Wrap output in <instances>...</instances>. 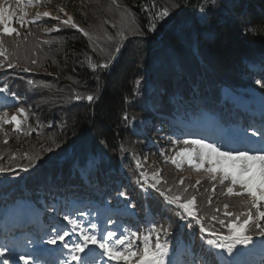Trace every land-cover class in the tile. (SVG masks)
I'll use <instances>...</instances> for the list:
<instances>
[{"label": "trees", "instance_id": "1", "mask_svg": "<svg viewBox=\"0 0 264 264\" xmlns=\"http://www.w3.org/2000/svg\"><path fill=\"white\" fill-rule=\"evenodd\" d=\"M80 3L73 22L89 32L91 41L60 20L44 18L21 32L17 49L21 64L34 70L0 69V87L7 84L16 94L13 103L28 114L19 133L5 125L7 145L0 131V166L9 169L0 173V242L10 234L62 228L68 225L64 215L74 218L82 207L95 218L104 215L126 235L145 233L153 222L167 228L160 238L167 241L174 264H220L219 250L204 239L207 233L179 219L174 206L143 185L140 172L161 169L169 186L179 185L182 177L185 184L200 180L198 191L190 192L196 191L198 203L209 211L236 202L222 195L218 185L213 192L212 183L191 174L187 165L177 170L160 154L172 155L171 141L182 137L178 125H190L204 118L202 113L213 117L220 131H251L264 123V88L256 83L264 76V0H155L156 11L167 8L170 13L157 32H147L148 13L141 8L152 0H117L119 8L112 0ZM133 18L145 35L127 31ZM53 26L60 31H44ZM122 28L123 38L116 35ZM28 31L33 35L24 41ZM110 54L116 59L109 68L93 72L90 65L105 63ZM77 95H93L94 100H76ZM8 111L12 115L15 108ZM25 152L33 157L27 172L21 170L29 164ZM205 223L219 230L210 218ZM262 239L253 236L254 244L244 249V264H264Z\"/></svg>", "mask_w": 264, "mask_h": 264}, {"label": "snow or ice", "instance_id": "2", "mask_svg": "<svg viewBox=\"0 0 264 264\" xmlns=\"http://www.w3.org/2000/svg\"><path fill=\"white\" fill-rule=\"evenodd\" d=\"M42 0H15L13 6L8 0H0V69L20 67L23 72L33 71L27 63L21 64L17 55V49L21 43V29H28L31 25H37L44 17L53 20H60L64 27L70 26L88 37L91 41L92 36L84 31L79 25L73 22L72 16L62 19L53 16L50 12H37L33 19H28L27 8L40 5ZM112 4L120 7L117 0H112ZM174 6V5H173ZM142 11L148 13L147 32H157V25L161 21H166L170 13L167 8L156 11L155 0L150 5H142ZM63 12V8L59 9ZM65 15H67L65 13ZM18 25V27H17ZM163 25H161V30ZM46 33L59 32V26L45 28ZM127 31L135 35L143 36L145 32L135 27V19L127 22ZM33 35L31 31L23 37L26 41L28 36ZM123 38L125 29H120L116 33ZM110 40L113 37H108ZM44 43H48L47 40ZM115 52H120V45L117 44ZM27 60V58H25ZM116 59L115 55L110 54L105 63L91 64L93 72L97 69H108L110 64ZM32 65H36L35 59L31 60ZM71 79V77H69ZM28 83L33 84L32 80ZM264 88V76L256 81ZM0 94H3L5 103L0 105V131L3 132L5 139L3 143L8 144V132L4 131L5 125H12V131L19 133L22 131V124L27 121L28 114L24 107H18L13 101L16 94L10 93L8 85L0 87ZM11 95L12 99H8ZM76 100L87 99L93 102V95H77ZM15 108V113L9 116V109ZM264 121V110L261 112ZM125 120L128 117H124ZM54 125H49L53 127ZM252 137H257L253 140ZM243 142L244 146L233 147L220 144L215 141L205 142L203 137L199 139H184L179 137L171 141V148L168 152L172 155L165 156V163L170 162L177 170H183L184 166L196 173H204L205 178L212 183V191L217 190V185L222 195L227 198H237L235 203L225 202L216 205L209 211L198 203L196 191L197 185L185 184L182 177L179 185L175 183L169 186L167 180L161 176V169H156L151 173L140 172L143 185L159 193L167 205L174 206V211L179 219L185 221L188 227L199 226L200 233H207L204 239L210 248L219 250L215 253L220 264H244L242 257L246 254L244 249L254 244L253 236L264 238V123L260 128H252L249 131L244 129L243 137L237 143ZM29 159V164L21 167L22 171H29L33 157L29 153L23 154ZM2 159V157H0ZM15 159V154L12 155ZM147 158H145L146 162ZM136 167H143L137 161ZM0 166V173L8 171ZM183 186V187H180ZM175 189V190H174ZM208 191V189H205ZM120 196L127 199L125 192H120ZM212 204L209 197L208 205ZM237 209L235 211L230 210ZM222 213V215H221ZM210 218L214 225H219V230L215 227L209 228L205 221ZM63 219L67 221L70 228L52 227L43 229L42 234H10L0 243V264H99L106 257L107 262L115 261L117 264H174L169 257L167 241H161V233H167L168 229L153 222L147 232L140 233L139 230L131 231L130 234L124 232L117 233L116 229L104 232H96V224L86 227L80 220L65 214ZM75 236L76 239H70ZM139 241V243H136ZM58 248H45L44 245H58ZM264 245V239L261 240ZM94 245L95 247H90ZM66 250V251H65ZM99 250V251H98ZM55 256V259H49Z\"/></svg>", "mask_w": 264, "mask_h": 264}, {"label": "rangeland", "instance_id": "3", "mask_svg": "<svg viewBox=\"0 0 264 264\" xmlns=\"http://www.w3.org/2000/svg\"><path fill=\"white\" fill-rule=\"evenodd\" d=\"M81 1L82 0H42V3L40 5H35V6L29 7L26 9V11L29 13L28 19H33L37 12L43 13L45 11L50 12L51 15H53V16L59 15V17L62 19H67V16H72V18H77L80 14L79 12H80V6H81L80 2ZM8 2L10 4H12L13 6L15 5V0H8ZM61 8H63V10H64L63 12L59 11V9H61ZM65 13L67 15H65ZM44 18L50 19V17H44ZM44 18H42V19H44ZM105 22L107 24H109L108 21H105ZM109 26H111V24ZM17 27H18V25H17ZM21 32L25 33L26 29H21ZM251 103L258 106L259 101L253 98L251 100ZM202 115L204 118L199 119V120H192V123L190 125L184 124V126H182V127L179 126V129L183 130V131H180V133L182 134L180 136L190 137L191 139H196L194 137L200 136V138L203 137L205 139V141L207 140L208 137L213 136V140L215 142H218L220 144L227 145V146H230V145L228 144V141L224 142L226 136L229 137L232 135L234 143H237V140H239L243 137V133L239 130H237L234 134H232L229 129H224V131L218 130V128H217L218 126L212 122L213 121L212 119H214L213 117L209 116L206 113L205 114L202 113ZM9 116H11L10 113H9ZM251 119H249V120H251ZM212 131H215L217 133V135L213 134L214 132H212ZM241 143H237V144H241ZM192 173L200 175V177H205V174L202 172L196 173L195 171L191 170V174ZM74 219L82 221L84 223V225L86 227H89V228L91 227V224L95 223L97 226L96 227L97 233L102 232L103 226H106L108 228V230L109 229H115V225H112V223H108L106 221V219L104 218V215H100L99 217L95 218V217H93V214L91 211H86L85 208H82V207H80L77 210V212L75 213ZM54 227H59V226L54 225ZM70 227H71L70 225H66V226H63L62 228H70ZM59 228H61V227H59ZM117 233H118V231H117ZM70 239L74 240V239H76V237L72 236V237H70ZM44 247L55 249V248L59 247V244L58 245H44ZM90 247H95V246L90 245ZM173 261L175 262V260H173ZM57 264H58V261H57ZM99 264H106V257L103 258L99 262ZM107 264H117V262L111 261V262H107ZM121 264H122V262H121Z\"/></svg>", "mask_w": 264, "mask_h": 264}]
</instances>
